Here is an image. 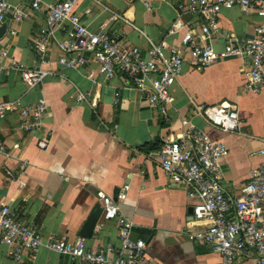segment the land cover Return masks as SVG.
Wrapping results in <instances>:
<instances>
[{
    "label": "crops",
    "instance_id": "1",
    "mask_svg": "<svg viewBox=\"0 0 264 264\" xmlns=\"http://www.w3.org/2000/svg\"><path fill=\"white\" fill-rule=\"evenodd\" d=\"M22 5L23 0H7ZM189 0H104L103 3L126 20L109 25L111 35L124 47L137 46L143 52L150 42L166 41L180 45V36H167L178 14V6ZM89 10V13L86 11ZM88 29L99 32L109 14L95 0H80L75 9ZM46 11L14 24L11 13L0 29V48L28 66L38 63L30 43L46 24ZM186 21L196 20L192 14ZM259 19L238 8L224 9L218 32L212 38L215 49L227 44L228 36L248 37ZM17 30L16 35L10 29ZM61 53L52 47L56 60ZM0 71V103L19 100L34 106L45 99L48 111L43 128L27 132L19 127V117L0 120V201L6 202L18 217L36 224L45 238L56 236L74 241L97 205L103 207L100 192L116 197L129 186L127 198L119 203L120 213L133 222L132 238L147 244L146 264H221V257L209 245L192 242L188 224L196 200L187 188L173 184L163 173L158 152L168 138L183 131L182 119L193 123L213 139L226 143L229 154L223 161L222 185L231 197L241 193L254 169L262 162L258 151L264 144V92L246 93L244 65L239 58L220 60L196 69L186 54L182 75L172 88L173 105L164 117L149 107L143 94L126 87L119 76L105 80L88 78L96 65L77 69L48 66L54 71L40 86L28 88L20 74L6 68ZM78 91L91 93L97 107L78 102ZM227 103L235 106L241 125L225 133L205 116L195 115L197 106ZM46 143L45 147L40 144ZM14 144H19L13 149ZM143 150H140L142 149ZM11 170L20 180L10 179ZM87 245L102 249L118 244V225L103 215ZM8 248L0 246V264H81L42 247L34 260L13 261ZM238 264H255L243 260Z\"/></svg>",
    "mask_w": 264,
    "mask_h": 264
},
{
    "label": "built area",
    "instance_id": "2",
    "mask_svg": "<svg viewBox=\"0 0 264 264\" xmlns=\"http://www.w3.org/2000/svg\"><path fill=\"white\" fill-rule=\"evenodd\" d=\"M109 14L99 32L88 29L75 11L80 0H23L22 5H11L0 0V26L11 13L17 24L33 14L46 11V24L30 43L38 63L28 66L10 56L7 48H0V71L5 68L17 71L28 88L40 86L54 71L48 66L56 63L60 68L77 69L96 65L88 78L96 76L109 80L119 76L126 87L139 90L145 103L158 108L167 117L169 106L175 97L172 88L182 75L186 54L192 65L203 70L220 60L239 58L244 65L246 93L264 92V0H189L178 6V14L167 36H180V45L169 47L166 41L150 42L143 52L139 47H124L110 33L109 25L126 18L113 12L104 0H95ZM238 8L244 14H254L259 19L254 33L248 37L228 36L227 44L217 50L212 44L218 32L220 14L224 9ZM90 11L87 10L86 13ZM192 14L196 20L186 21ZM17 30L10 29L11 35ZM52 47L61 55L53 60ZM78 102H97L91 93L78 91ZM48 111L45 99L36 105L24 106L19 100L0 103V120L12 115L19 117L20 129L36 132L43 128ZM195 115L205 116L211 124L225 133L235 132L241 125L235 106L202 104ZM183 131L176 138H168L158 152V160L164 175L175 185L187 188L196 200L188 224L197 227L191 231L192 242L209 245L221 257V264H238L253 260L264 264V144L258 151L262 157L260 166L253 170L237 197L229 196L222 185L223 161L229 154L222 140L213 139L198 128L192 118L181 121ZM42 147L46 143L40 144ZM19 144H14L17 149ZM6 151V146H0ZM7 176L20 182L11 170ZM129 186H123L116 197L99 193L103 201V219L114 220L118 225V244H107L102 249L87 245L78 237L74 241L50 236L45 238L40 228L20 219L11 206L0 201V246L8 248L7 257L13 261L34 260L42 247L63 256L78 260L81 264H146L147 244L133 239V222L120 213L119 203L127 198Z\"/></svg>",
    "mask_w": 264,
    "mask_h": 264
},
{
    "label": "water",
    "instance_id": "3",
    "mask_svg": "<svg viewBox=\"0 0 264 264\" xmlns=\"http://www.w3.org/2000/svg\"><path fill=\"white\" fill-rule=\"evenodd\" d=\"M6 31V27L3 26L0 29V36H2ZM104 208L101 207L100 205H97L94 211L90 214L86 222L84 223L82 230L80 232V236L87 239L91 238L94 234V231L96 227L99 224V221L103 215Z\"/></svg>",
    "mask_w": 264,
    "mask_h": 264
},
{
    "label": "trees",
    "instance_id": "4",
    "mask_svg": "<svg viewBox=\"0 0 264 264\" xmlns=\"http://www.w3.org/2000/svg\"><path fill=\"white\" fill-rule=\"evenodd\" d=\"M140 150H143V148H142V149H140Z\"/></svg>",
    "mask_w": 264,
    "mask_h": 264
}]
</instances>
